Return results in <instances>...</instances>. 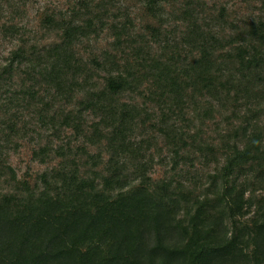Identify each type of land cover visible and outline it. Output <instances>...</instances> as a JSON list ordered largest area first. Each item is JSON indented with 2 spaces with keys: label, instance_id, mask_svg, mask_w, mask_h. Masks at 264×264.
Wrapping results in <instances>:
<instances>
[{
  "label": "trees",
  "instance_id": "obj_1",
  "mask_svg": "<svg viewBox=\"0 0 264 264\" xmlns=\"http://www.w3.org/2000/svg\"><path fill=\"white\" fill-rule=\"evenodd\" d=\"M243 1L259 9L241 25L225 4L182 1L183 41L169 54H127L129 34L113 25L119 51L92 60L102 82L74 49L89 16L48 15L61 41L12 51L0 73V178L13 183L0 189V264H264V0ZM147 9L160 18L164 7ZM17 75L22 96L6 87ZM21 105L51 137L32 157L56 163L33 185L16 178L1 144L21 135ZM157 164H170L162 178Z\"/></svg>",
  "mask_w": 264,
  "mask_h": 264
},
{
  "label": "rangeland",
  "instance_id": "obj_2",
  "mask_svg": "<svg viewBox=\"0 0 264 264\" xmlns=\"http://www.w3.org/2000/svg\"><path fill=\"white\" fill-rule=\"evenodd\" d=\"M164 7L161 10L160 18L152 16L147 9V0H0V73L5 65L9 64L12 51L19 46H23L26 50H32L33 47L47 46L54 42H60L62 39V31L49 27L45 22L48 15L54 16L59 23L75 22L85 24L86 18L89 16L90 34L79 39L74 49L82 58L84 65L88 69H92L96 81L102 82L104 72L93 63V59H100L105 51H119L113 49L115 36L113 33V25L118 27L124 25L128 32L125 44L120 47L128 52H134V48L143 47L144 50H150L152 53L167 52L182 43L184 34V24L177 19L180 6L184 0H159ZM197 1V0H193ZM203 1V0H200ZM206 2L205 10L210 7L211 11L219 8L222 4L227 5V17L229 21L236 22L238 25L243 24L248 18L254 17L259 9V3H247L243 0H204ZM214 6V7H213ZM13 22L19 26L20 32L11 33L6 31L3 24ZM183 54L188 53L184 48ZM167 54V55H168ZM21 75H17L12 81L7 80L6 87L18 92L20 89ZM6 84L5 81L2 85ZM29 82H27V86ZM5 87V88H6ZM13 92V93H14ZM2 99H6L4 96ZM18 95V94H17ZM136 97L138 102L141 101L139 95L127 93L125 99ZM81 95H76L72 100L70 109L73 108ZM61 107L63 101L60 102ZM77 106V104H76ZM79 107V106H77ZM21 114L19 125L24 124V128L20 131V136H7L2 139L4 152H6V162L12 167L16 173V178L20 180L26 179L31 185L36 182V176L45 168L55 165V160L49 163H41L32 157L33 150L39 144L46 141L50 133H37L38 127L35 126L36 118L34 116L33 107L30 108L21 105L18 107ZM218 118L220 116H217ZM215 122L209 121L203 127L205 136L213 139L216 137ZM39 132V131H38ZM71 131L66 130L64 140H67ZM144 136V135H141ZM140 137V135L138 136ZM47 139V140H50ZM73 140V139H71ZM53 143H60L56 137ZM74 145L79 142H73ZM158 152L161 158L167 157V149L162 146V141L158 142ZM162 149V150H161ZM91 152H95L94 148H90ZM106 159V156H104ZM170 164H157L153 168L152 176L154 178H162L169 171ZM12 182L8 180V176L0 178V189L6 190L11 188Z\"/></svg>",
  "mask_w": 264,
  "mask_h": 264
}]
</instances>
